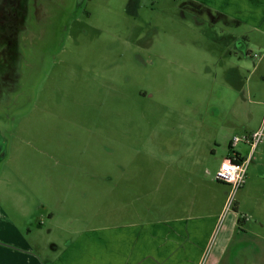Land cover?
<instances>
[{
    "label": "rangeland",
    "instance_id": "obj_1",
    "mask_svg": "<svg viewBox=\"0 0 264 264\" xmlns=\"http://www.w3.org/2000/svg\"><path fill=\"white\" fill-rule=\"evenodd\" d=\"M179 1L95 0L89 18L82 8L52 17L40 42L23 46V89L0 118V208L31 230L36 249L86 221L116 222L133 209L137 220L183 216L196 202L192 215L240 218L231 242L252 258L225 255L223 264H264L254 232L264 235V138L236 211L226 209L230 187L214 177L227 138L264 121V51H237L222 17L201 9L183 17Z\"/></svg>",
    "mask_w": 264,
    "mask_h": 264
},
{
    "label": "crops",
    "instance_id": "obj_2",
    "mask_svg": "<svg viewBox=\"0 0 264 264\" xmlns=\"http://www.w3.org/2000/svg\"><path fill=\"white\" fill-rule=\"evenodd\" d=\"M190 1L209 8L222 17V22L235 23V32L247 30L251 40L246 44V52L250 48L264 51V0ZM230 29L227 26L229 33ZM249 65L251 71L260 66L259 63ZM256 96L262 95L256 93ZM257 102L264 104L262 99ZM260 122L251 132L260 127ZM230 140L228 137V145ZM236 151L241 158L246 156ZM226 192L223 191L225 196ZM195 204H187L182 209L183 216L165 219L137 220V209H133L130 215L116 222L90 224L86 221L61 244L48 242L37 249L29 241L31 230L21 228L0 208V264H223L225 255L232 261L240 254L242 260L252 258V250L241 249L240 241L231 242L237 229L231 225L234 220L237 224L238 216L225 224L222 209L203 216L192 215ZM236 209L238 205L234 203ZM49 215L53 217L52 212ZM32 230L38 235L42 221L33 223ZM254 232L264 240L262 232Z\"/></svg>",
    "mask_w": 264,
    "mask_h": 264
},
{
    "label": "flooded vegetation",
    "instance_id": "obj_3",
    "mask_svg": "<svg viewBox=\"0 0 264 264\" xmlns=\"http://www.w3.org/2000/svg\"><path fill=\"white\" fill-rule=\"evenodd\" d=\"M190 2L189 0H180L177 4L178 10L181 9L180 12L183 17L186 15V13L184 12L185 9H191L192 12L195 13H200V9L201 11L210 12L209 8L205 9V7H203L204 5H201L200 3H194L192 1ZM25 4L27 8L26 12L22 13V8L18 15V20L21 21L17 24V28L19 31L17 34V40H14L19 48V58L21 59L20 63L18 66L13 65L12 73L11 70L5 71L4 77L0 72V118L4 119L5 121L7 119L9 99L12 98V94L14 91L21 92L23 89V72L26 70L25 60L27 56L26 52L22 51L23 46H28L30 41L33 42L35 40H38V42H40V38L41 36H43V33L46 30L45 22L52 21V17H55V20L59 21V16L61 14L64 13L66 18L68 16L71 17L78 12L79 8H82L84 13L83 17L89 18V16L91 15L89 6L95 5V0H26ZM14 6H16V2H14L12 6L10 3L8 5L10 9H12ZM12 15L13 14L9 13L6 18H9V20L11 21V19L13 18ZM228 22L225 25L231 28V33H229L228 35V43L231 44V46L235 47L237 51L245 53L246 44L250 43L251 40L250 34L247 33V30H243V32L241 33L235 32L237 27L234 26L235 23ZM1 23L2 22H0V58L4 60L6 54L9 53L10 50H12L13 41L11 40V38L13 37V34H11V27L13 26V24L10 22L2 25ZM18 25L21 26V29ZM1 27H3L4 31L6 32L5 34L2 33ZM66 27V22L62 23L59 31L65 29ZM32 36H36L37 39H32ZM8 67H10V65H8ZM18 69L19 71L17 72ZM138 93L142 94L143 96L147 95V92L140 85L138 87Z\"/></svg>",
    "mask_w": 264,
    "mask_h": 264
},
{
    "label": "built area",
    "instance_id": "obj_4",
    "mask_svg": "<svg viewBox=\"0 0 264 264\" xmlns=\"http://www.w3.org/2000/svg\"><path fill=\"white\" fill-rule=\"evenodd\" d=\"M263 138L264 121L257 130L245 135L242 139L237 136L231 138L229 145L232 147V153L220 162L214 175L216 180L226 183L230 187V192L226 198V209L233 205L235 193L244 183L246 167L252 160L255 148ZM239 142L245 145L248 144L250 147L247 155L237 161L234 152H238L234 147L238 145Z\"/></svg>",
    "mask_w": 264,
    "mask_h": 264
},
{
    "label": "water",
    "instance_id": "obj_5",
    "mask_svg": "<svg viewBox=\"0 0 264 264\" xmlns=\"http://www.w3.org/2000/svg\"><path fill=\"white\" fill-rule=\"evenodd\" d=\"M25 1L26 0H0V14H1L0 22H2L1 24L5 25V23H10V22L13 24V26L11 27V34H13V37L11 38V40L13 41L12 50H10V52L6 54V57L4 60H2V58H0V62H1L0 63V72L2 73L3 77L5 76V71L11 70V73L13 72V70H12V67L14 65L12 63L13 56L16 55L17 57H20L19 48L16 45V43L14 42V40H17V34L19 32L18 28H17V24L21 21V20L20 21L18 20V15H19L22 8H23V10L21 11L22 13H25L26 9H27ZM14 2H16V6H14L12 9H10L8 7L9 3L12 6V4ZM9 13L13 14L12 15L13 18L11 19V21L9 20V18H6V16H8ZM20 25H18V26L21 29ZM1 28H2V33L5 34L6 32L4 31L3 27H1ZM8 65H10V67H8ZM18 71H19V69L17 70V72Z\"/></svg>",
    "mask_w": 264,
    "mask_h": 264
},
{
    "label": "trees",
    "instance_id": "obj_6",
    "mask_svg": "<svg viewBox=\"0 0 264 264\" xmlns=\"http://www.w3.org/2000/svg\"><path fill=\"white\" fill-rule=\"evenodd\" d=\"M229 153L230 154L232 153V147H230V145H229ZM234 154H235V159L237 161L241 160V157L239 156L240 155L239 153L234 152Z\"/></svg>",
    "mask_w": 264,
    "mask_h": 264
}]
</instances>
